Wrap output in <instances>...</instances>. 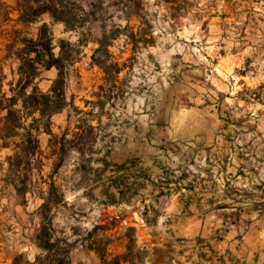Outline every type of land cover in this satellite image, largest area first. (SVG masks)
I'll return each mask as SVG.
<instances>
[{
	"label": "rangeland",
	"instance_id": "1",
	"mask_svg": "<svg viewBox=\"0 0 264 264\" xmlns=\"http://www.w3.org/2000/svg\"><path fill=\"white\" fill-rule=\"evenodd\" d=\"M62 1L74 30L43 14L13 35L46 23L66 104L50 135L34 124L38 152L15 129L37 114L0 124L13 264L44 263L43 226L69 264H264V0Z\"/></svg>",
	"mask_w": 264,
	"mask_h": 264
},
{
	"label": "trees",
	"instance_id": "2",
	"mask_svg": "<svg viewBox=\"0 0 264 264\" xmlns=\"http://www.w3.org/2000/svg\"><path fill=\"white\" fill-rule=\"evenodd\" d=\"M127 1L128 3L131 2V0ZM40 2L41 0H23V3H20L21 13L19 20L23 23H33L40 15L48 14L53 22L62 23L66 31H71L76 28V17L64 9L62 6V0H44V3H42L40 7L34 6L35 4H40ZM127 8L130 9V6L127 5ZM91 14H94V12L91 11ZM86 16L89 17L90 15ZM23 45L22 49L17 50L19 54H15L20 62L18 67L19 78L15 83L14 89L11 87L9 88L11 96L7 97L6 93H0V110H6V119H8L14 116L11 109L20 102V107L23 111L30 110L31 114L38 115V118L32 120L33 123L31 125L25 126L23 123L25 116L22 113L21 116L17 117V125L15 127L16 130H22L25 134L23 142L17 145L16 148L20 145L27 144L32 145L34 152H38V140L36 136L32 134V131L38 132L40 128L39 126L37 127V125L34 126V124L43 122V132L50 133V117L54 114L60 113L66 106L64 99V78L62 65L59 60L61 53H59V56L53 54L52 37L46 24H43L40 27L38 37L35 40L26 39ZM38 48H41L42 51L46 52V60L43 59V56L39 57L38 50L40 49ZM30 54H35L36 56L32 58L30 57ZM92 61L93 64L97 63L94 56H92ZM39 68L45 70L55 68L58 72L49 92H41L34 83L35 79L39 76ZM1 79L2 78H0V85ZM11 84L9 85L11 86ZM28 88L31 89L29 93L26 92ZM4 102L7 103V105L3 106ZM22 110H18L16 113L19 114ZM62 139L64 140V138ZM21 157L23 156L19 153H15L13 157H9V164L10 162L12 163L13 160H18L19 162ZM52 189H55L53 184H49L48 192ZM47 206L48 204L46 200L43 199L42 208L48 211ZM36 241L38 247L47 254L43 260V264H69V250H63L62 253L54 251L55 244H53L52 236L44 226L38 230ZM121 259L123 262H127L126 254L121 257ZM39 262L40 258L36 257L34 264H39Z\"/></svg>",
	"mask_w": 264,
	"mask_h": 264
},
{
	"label": "crops",
	"instance_id": "3",
	"mask_svg": "<svg viewBox=\"0 0 264 264\" xmlns=\"http://www.w3.org/2000/svg\"><path fill=\"white\" fill-rule=\"evenodd\" d=\"M1 1L6 2L7 4L6 9L9 10V12L6 13L4 18L0 17V78L5 76L6 74L5 68H3L4 65L7 62H15L14 60L16 59V56L14 53L11 52V50L12 49L15 51L19 50V49H16L18 45L24 46L23 45L24 41H17V39H15L14 36L16 35L17 37H24L25 35L22 32V30L24 28H27V26H30L35 23V22L23 23L19 20V16L21 13L20 12L21 11L20 0H0V2ZM52 46L54 47L53 39H52ZM19 64L20 62L18 60L16 64V68H14L15 65H13L12 69L11 68L9 69L8 73L10 76H13V77L17 76V78H19L18 76ZM56 77H57V70L55 68H50L40 73L38 78L35 79L34 83L41 92L46 93V92H49L52 86V83L56 79ZM3 84L4 83L2 82L0 85V93H6V96L9 97L7 94L9 92V88L10 87L12 88L13 86H15V84L13 82L9 83L11 84V86L7 84V86L9 87L8 90L4 89L5 84L4 85ZM55 116L56 114L52 115L49 119V122ZM5 119H6V110H0V124L3 122L5 123ZM49 128H50V125H49ZM40 130L38 132L32 131V134H34L37 138ZM46 134L50 135L51 131L50 133H46ZM3 140H5V137L0 138V162L1 163H4L5 160L7 159V156H10L11 153L13 152L12 147H10V145L2 143ZM4 167L6 168L5 164H4ZM4 187H5V184L3 183L1 179V174H0V204L6 202L7 200L5 196L2 195V191ZM23 251H26V248L21 247L17 244V234L14 233L13 231H3L1 224H0V264H13V261L17 257V255H19ZM27 255H28L27 257L29 261L33 260V255L32 256H30L29 254Z\"/></svg>",
	"mask_w": 264,
	"mask_h": 264
}]
</instances>
